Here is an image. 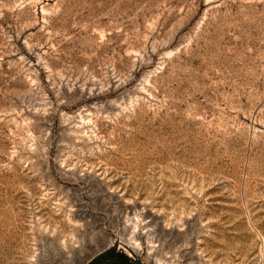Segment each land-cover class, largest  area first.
Returning <instances> with one entry per match:
<instances>
[{
  "label": "rangeland",
  "instance_id": "obj_1",
  "mask_svg": "<svg viewBox=\"0 0 264 264\" xmlns=\"http://www.w3.org/2000/svg\"><path fill=\"white\" fill-rule=\"evenodd\" d=\"M110 249L264 264V0H0V264Z\"/></svg>",
  "mask_w": 264,
  "mask_h": 264
},
{
  "label": "trees",
  "instance_id": "obj_2",
  "mask_svg": "<svg viewBox=\"0 0 264 264\" xmlns=\"http://www.w3.org/2000/svg\"><path fill=\"white\" fill-rule=\"evenodd\" d=\"M115 258L120 260V262H118L117 264H139L138 261H132L123 253H120V252L116 253V249H110L106 251L105 253L97 256L95 259H93L88 264H99L106 260L110 262L114 260Z\"/></svg>",
  "mask_w": 264,
  "mask_h": 264
}]
</instances>
